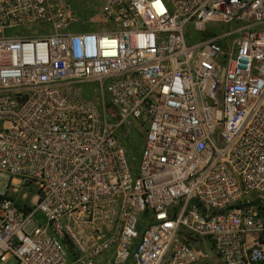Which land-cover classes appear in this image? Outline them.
<instances>
[{"label": "built area", "instance_id": "1", "mask_svg": "<svg viewBox=\"0 0 264 264\" xmlns=\"http://www.w3.org/2000/svg\"><path fill=\"white\" fill-rule=\"evenodd\" d=\"M3 180L0 264H264V0H0Z\"/></svg>", "mask_w": 264, "mask_h": 264}, {"label": "rangeland", "instance_id": "2", "mask_svg": "<svg viewBox=\"0 0 264 264\" xmlns=\"http://www.w3.org/2000/svg\"><path fill=\"white\" fill-rule=\"evenodd\" d=\"M75 3V6L80 12L86 13L88 11L89 4H91V0H73ZM85 19H87L85 17ZM143 142L141 139L138 138H132L130 142V148L132 149L133 153L136 157L140 156L141 148H142ZM8 182L6 180H3L2 183L0 182V191L4 192L6 190Z\"/></svg>", "mask_w": 264, "mask_h": 264}]
</instances>
